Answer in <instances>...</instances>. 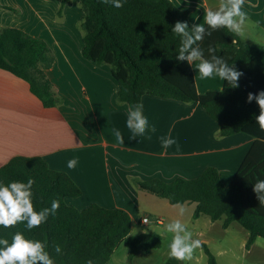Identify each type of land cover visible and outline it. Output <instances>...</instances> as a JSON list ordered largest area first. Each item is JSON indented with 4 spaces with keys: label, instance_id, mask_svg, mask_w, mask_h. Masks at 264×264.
<instances>
[{
    "label": "trees",
    "instance_id": "16d2710c",
    "mask_svg": "<svg viewBox=\"0 0 264 264\" xmlns=\"http://www.w3.org/2000/svg\"><path fill=\"white\" fill-rule=\"evenodd\" d=\"M72 1L59 0L56 16L61 17ZM76 1L81 12L78 24L81 54L86 60L109 68L117 84V105L125 104L129 110L141 104L143 95L196 103L216 122L218 136L241 133L253 138L227 185L212 166L204 168L195 178H176L171 182L132 179V183L170 205L192 204L193 219L204 215L211 221L221 220L223 229L233 222L239 224L248 232L245 249L257 238L264 239V205H260L253 191V185L264 180V132L256 121L259 106L255 99L247 102L248 93L264 90V47L245 43L227 29L205 35L199 45L204 58L210 59L208 47L212 46L216 48L215 55L230 67L235 66L243 76L238 88L223 80L219 91L199 94L190 65L176 59L180 38L171 31L177 21H186L191 29L187 10L179 9L170 0H126L119 9L101 0ZM53 61L54 56L43 40L14 27L0 29V69L25 81L44 108L61 103L46 74ZM29 179L35 181L31 190L36 211L50 209L53 200H59L60 207L55 215L50 214L45 223L31 231L26 230L24 223L9 229L0 227V238L11 243L12 235L20 232L26 239L46 241L54 264H86L89 259L93 264H108L119 245L128 249L130 263L136 254L160 247L158 233L131 235L133 221L122 209L95 203L77 209L67 204L66 199L78 198L81 190L66 173L49 168L41 157L17 156L0 167V183L4 185L13 181L27 183ZM55 245L61 247V255L55 253ZM201 245L206 264H217L207 246ZM163 264L181 262L167 257Z\"/></svg>",
    "mask_w": 264,
    "mask_h": 264
},
{
    "label": "crops",
    "instance_id": "0c3cea01",
    "mask_svg": "<svg viewBox=\"0 0 264 264\" xmlns=\"http://www.w3.org/2000/svg\"><path fill=\"white\" fill-rule=\"evenodd\" d=\"M170 1L189 12L192 25H205L209 1L216 8L219 5V0ZM1 5L18 10L17 29L49 46L54 61L46 74L61 103L44 108L25 81L0 69V167L17 156L41 157L81 190V196L66 199L67 204L77 209L92 203L119 208L132 221V212L139 211L137 193L143 191L132 179H190L212 166L223 184L230 182L253 138L241 133L220 137L216 122L198 104L148 95L141 97L148 129L133 137L126 125L127 106L115 103L117 84L109 68L81 54V12L76 0L63 9L61 17L56 16L59 0H0ZM242 10L264 31V0H245ZM199 63L190 65L196 91H219L223 80L215 74L201 78ZM114 129L121 132L123 145L117 143ZM165 137L176 144L165 149L161 139ZM72 159L77 164L69 168Z\"/></svg>",
    "mask_w": 264,
    "mask_h": 264
},
{
    "label": "clouds",
    "instance_id": "9594fccd",
    "mask_svg": "<svg viewBox=\"0 0 264 264\" xmlns=\"http://www.w3.org/2000/svg\"><path fill=\"white\" fill-rule=\"evenodd\" d=\"M101 2L111 3L113 7L119 9L124 6L126 0H101ZM244 4L245 0H219V5L215 10L212 8L206 10L207 29L198 23L193 24L189 29V24L186 21L175 22L171 31L180 38L177 61H187L189 65H192L194 61H200L197 68L201 78H210L215 74L226 81L230 87L238 88V82L243 73L238 71L235 66L230 67L222 57L215 55L216 48L212 46L208 47L210 59H205L204 52L199 45L203 42L205 35L211 36L214 31L227 29L230 33L244 37L247 26L257 27L258 22H251L247 13L242 10ZM253 99L260 109V114L256 117L259 130L264 132V90L257 94L248 93L247 102L251 103ZM142 108V104H137L131 107L128 112L126 125L133 133V137L144 135L148 129V120L143 115ZM113 131L117 143L123 145L124 138L121 132L118 129ZM152 131L155 129L153 128ZM161 139L165 149L176 144V141L171 137ZM177 150H179L178 146ZM76 164V159H72L68 162V167L74 168ZM34 182L33 179H29L27 183L19 181L10 182L7 185L0 183V227L9 229L14 228L18 223H24L26 230L31 231L45 223L50 214H56L60 207L59 200H53L50 209L44 208L39 212L35 210L31 190ZM253 191L257 194L260 205H264V180H258L253 185ZM173 207L178 210V215L185 214V208L180 203ZM143 222L149 224L147 217L143 218ZM165 232L171 234V242L168 245L169 259L180 262L190 261L194 252L202 246L199 239H193L192 231L180 219L166 224ZM46 248V241L26 239L22 233L16 232L12 235L11 243L6 238H0V264H54V260ZM54 251L57 255L62 254L59 245L54 246ZM86 264H93V261L89 259Z\"/></svg>",
    "mask_w": 264,
    "mask_h": 264
},
{
    "label": "rangeland",
    "instance_id": "374dc122",
    "mask_svg": "<svg viewBox=\"0 0 264 264\" xmlns=\"http://www.w3.org/2000/svg\"><path fill=\"white\" fill-rule=\"evenodd\" d=\"M210 8L216 9L214 2L209 1ZM20 17L18 10L6 5L0 6V29L3 27H18ZM80 34V32H79ZM240 37V36H239ZM245 43H252L264 47V31L260 25L247 26L245 36L240 37ZM96 108V107H95ZM139 211L132 212L134 216L131 235L155 232L161 237L160 247L148 253H139L128 262V249L119 245L113 252L108 264H163L168 257L171 234L165 232L166 224L180 219L193 233V239H199L214 255L217 264H264V239L257 238L249 249H245L248 232L239 224L233 222L228 228L221 227V220L211 221L207 216L201 215L192 218L194 206L183 204L185 214L178 215L174 205L165 199L152 195L146 191L137 193ZM145 215L149 218L148 225H140L139 221ZM161 224H156V220ZM181 264H206V256L202 248L197 249L190 261Z\"/></svg>",
    "mask_w": 264,
    "mask_h": 264
},
{
    "label": "built area",
    "instance_id": "2783aa9c",
    "mask_svg": "<svg viewBox=\"0 0 264 264\" xmlns=\"http://www.w3.org/2000/svg\"><path fill=\"white\" fill-rule=\"evenodd\" d=\"M144 217H147V216H144ZM144 217H142L141 220L139 221V224H140V225H143V226L147 225V224H145V223L143 222V218H144ZM147 219L149 220L148 217H147ZM156 223H157V224H161V221H160V220H157Z\"/></svg>",
    "mask_w": 264,
    "mask_h": 264
}]
</instances>
